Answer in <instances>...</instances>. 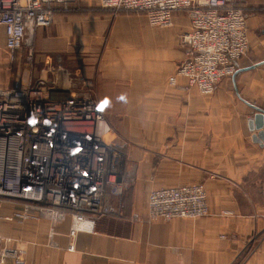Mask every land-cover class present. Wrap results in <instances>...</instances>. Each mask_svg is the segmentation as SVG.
<instances>
[{
    "label": "crops",
    "instance_id": "0c3cea01",
    "mask_svg": "<svg viewBox=\"0 0 264 264\" xmlns=\"http://www.w3.org/2000/svg\"><path fill=\"white\" fill-rule=\"evenodd\" d=\"M70 1L52 27L36 30L25 75L23 63L3 65L0 28V89L34 82L49 57L67 60L65 68L92 81L113 128L108 142L134 167L136 190L122 198L119 215L75 235L70 219L0 223V247L21 250L26 264H264V147L249 128L250 105L264 110V0H232L249 13L250 53L211 97L176 77L181 35L191 29L186 13L160 29L142 12L115 15L101 0ZM75 60L93 63H68ZM193 184L207 191L208 217L146 221L152 190Z\"/></svg>",
    "mask_w": 264,
    "mask_h": 264
},
{
    "label": "built area",
    "instance_id": "2783aa9c",
    "mask_svg": "<svg viewBox=\"0 0 264 264\" xmlns=\"http://www.w3.org/2000/svg\"><path fill=\"white\" fill-rule=\"evenodd\" d=\"M70 4L0 0L5 49L13 63L26 65L24 75L34 64L36 30L52 27L56 14ZM100 5L115 15L142 12L160 29L174 26L176 12L186 13L191 29L181 35L184 58L176 77L205 97L236 75L250 50L249 13L232 0H101ZM112 133L92 81L65 68L60 55L48 58L34 82L0 89V223L70 219L75 235L119 215L123 207L114 200L123 198L132 172L124 152L108 142ZM147 207L149 223L210 215L202 184L154 189ZM0 264H26L24 253L0 247Z\"/></svg>",
    "mask_w": 264,
    "mask_h": 264
},
{
    "label": "rangeland",
    "instance_id": "374dc122",
    "mask_svg": "<svg viewBox=\"0 0 264 264\" xmlns=\"http://www.w3.org/2000/svg\"><path fill=\"white\" fill-rule=\"evenodd\" d=\"M249 53H250V50H249L248 54L239 63L247 61V59L249 57ZM3 60H4V61H2L3 65H12L13 67H15L14 65H16L15 63L12 62V60H11V58H10V56H9V54L7 52L6 53L3 52ZM68 63L71 64V65H89L90 63H93V62H91V61H82V60L76 61L75 60V61H71V62L68 61ZM64 65H68L67 64V60L64 61ZM133 168L134 167H132V168L128 167L129 171L132 172V176H131V180H130V182H129V184H128V186H127V188H126V190H125V192L123 194V200L125 199V197L129 193H131L132 191L136 190L137 183H136V176L134 175ZM121 197L115 199L114 204H116L117 206L118 205H123Z\"/></svg>",
    "mask_w": 264,
    "mask_h": 264
},
{
    "label": "water",
    "instance_id": "95a60500",
    "mask_svg": "<svg viewBox=\"0 0 264 264\" xmlns=\"http://www.w3.org/2000/svg\"><path fill=\"white\" fill-rule=\"evenodd\" d=\"M253 68L255 67H250L249 69L243 70L248 71ZM241 71H237L233 78H235ZM250 107L256 112L253 119L249 122L250 131L256 133V135L253 137V140L255 143L264 147V110L255 105H250Z\"/></svg>",
    "mask_w": 264,
    "mask_h": 264
},
{
    "label": "bare ground",
    "instance_id": "6f19581e",
    "mask_svg": "<svg viewBox=\"0 0 264 264\" xmlns=\"http://www.w3.org/2000/svg\"><path fill=\"white\" fill-rule=\"evenodd\" d=\"M198 91V90H197ZM199 92V91H198ZM131 172V171H130ZM131 176H132V174H131Z\"/></svg>",
    "mask_w": 264,
    "mask_h": 264
}]
</instances>
